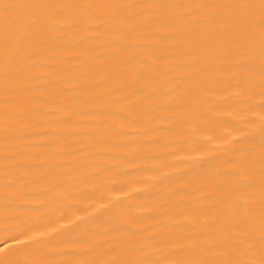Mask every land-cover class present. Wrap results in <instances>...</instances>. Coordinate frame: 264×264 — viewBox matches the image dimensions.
Segmentation results:
<instances>
[{"label": "bare ground", "instance_id": "obj_1", "mask_svg": "<svg viewBox=\"0 0 264 264\" xmlns=\"http://www.w3.org/2000/svg\"><path fill=\"white\" fill-rule=\"evenodd\" d=\"M0 264H264V0H0Z\"/></svg>", "mask_w": 264, "mask_h": 264}]
</instances>
